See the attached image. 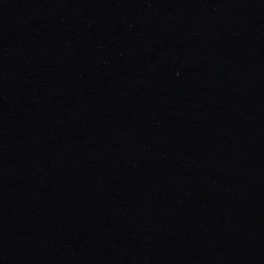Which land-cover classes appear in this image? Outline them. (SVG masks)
I'll list each match as a JSON object with an SVG mask.
<instances>
[{"label": "water", "instance_id": "obj_1", "mask_svg": "<svg viewBox=\"0 0 264 264\" xmlns=\"http://www.w3.org/2000/svg\"><path fill=\"white\" fill-rule=\"evenodd\" d=\"M0 264H264V0H151L28 105Z\"/></svg>", "mask_w": 264, "mask_h": 264}]
</instances>
